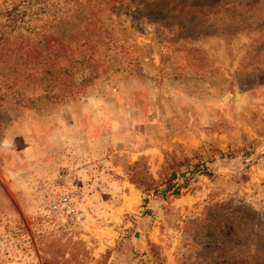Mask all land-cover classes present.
<instances>
[{
  "label": "rangeland",
  "instance_id": "obj_1",
  "mask_svg": "<svg viewBox=\"0 0 264 264\" xmlns=\"http://www.w3.org/2000/svg\"><path fill=\"white\" fill-rule=\"evenodd\" d=\"M239 1L194 37L156 0H0V264H264V0ZM171 158L179 195L130 180Z\"/></svg>",
  "mask_w": 264,
  "mask_h": 264
},
{
  "label": "trees",
  "instance_id": "obj_2",
  "mask_svg": "<svg viewBox=\"0 0 264 264\" xmlns=\"http://www.w3.org/2000/svg\"><path fill=\"white\" fill-rule=\"evenodd\" d=\"M260 0H255L252 3H246L244 6L251 7L257 4ZM242 1L224 0L220 5L218 0H156L151 4V8L146 12L147 19L152 21H160L167 25L192 24L191 36L199 37L203 34H211L216 32H224L223 22H217L218 16L223 17L226 11L233 10L240 6ZM170 5V6H169ZM216 5V6H215ZM215 6V7H213ZM217 16V17H216ZM239 21H244L242 16H239ZM225 29V28H223ZM87 52L84 55L76 58L75 63L80 64V80L78 85H83L86 82L93 80L105 71L98 64L100 58L97 57L96 49L90 42L87 44ZM65 70H68L67 68ZM46 72L56 79V74L46 69ZM68 77V76H66ZM71 84V83H70ZM71 92L68 91V93ZM64 92L55 93L53 96L58 98L64 97ZM177 161L175 159L167 160L160 169L159 176L154 179L148 170L138 169L130 172V180L139 188L146 186L152 187L153 192L163 197L167 195L177 196L180 194L181 185L176 181L177 177ZM181 174V173H179Z\"/></svg>",
  "mask_w": 264,
  "mask_h": 264
}]
</instances>
